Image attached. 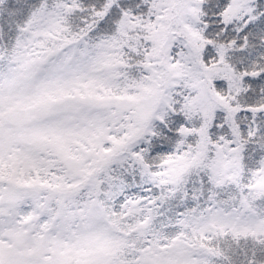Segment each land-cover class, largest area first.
<instances>
[{
	"label": "snow or ice",
	"instance_id": "snow-or-ice-1",
	"mask_svg": "<svg viewBox=\"0 0 264 264\" xmlns=\"http://www.w3.org/2000/svg\"><path fill=\"white\" fill-rule=\"evenodd\" d=\"M0 264H264V0H0Z\"/></svg>",
	"mask_w": 264,
	"mask_h": 264
}]
</instances>
